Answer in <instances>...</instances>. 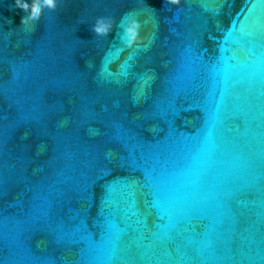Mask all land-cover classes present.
I'll return each mask as SVG.
<instances>
[{"label": "water", "instance_id": "95a60500", "mask_svg": "<svg viewBox=\"0 0 264 264\" xmlns=\"http://www.w3.org/2000/svg\"><path fill=\"white\" fill-rule=\"evenodd\" d=\"M0 264H264V0H0Z\"/></svg>", "mask_w": 264, "mask_h": 264}, {"label": "clouds", "instance_id": "9594fccd", "mask_svg": "<svg viewBox=\"0 0 264 264\" xmlns=\"http://www.w3.org/2000/svg\"><path fill=\"white\" fill-rule=\"evenodd\" d=\"M49 2H51V0H49ZM174 2H175V0H174Z\"/></svg>", "mask_w": 264, "mask_h": 264}]
</instances>
